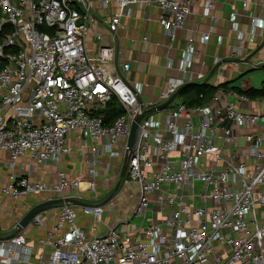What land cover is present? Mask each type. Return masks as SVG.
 <instances>
[{"label": "built area", "instance_id": "built-area-1", "mask_svg": "<svg viewBox=\"0 0 264 264\" xmlns=\"http://www.w3.org/2000/svg\"><path fill=\"white\" fill-rule=\"evenodd\" d=\"M194 1L99 0L103 7L118 5L102 20L112 40L132 6L155 5L170 42ZM240 1L247 9L249 0ZM211 7L205 0L203 14ZM236 17L232 10L239 40L232 56L239 65L245 35ZM96 22L91 0H0V150L9 153L10 168L24 155L58 165L71 153L68 134L74 132L87 170L86 176L71 177L60 169L52 184L9 171L0 193L78 198L84 190L109 188L119 178L131 123L145 110L119 184H135L137 202L128 220L93 236L77 224V205L63 202L55 224L35 245L21 232L0 238V264H264V95L218 88L206 104L191 106L176 97L152 110L185 82L203 77L192 71L194 39H188L158 99L146 102L142 83L128 76L130 64L116 62L113 43L97 32L95 49L87 47ZM263 24L251 14L249 40ZM209 37L201 34L204 42ZM111 105L121 110L113 120L107 116ZM66 188L75 193L67 195ZM115 197L80 209L97 222L106 208L116 207ZM43 220L39 213L31 222Z\"/></svg>", "mask_w": 264, "mask_h": 264}, {"label": "crops", "instance_id": "crops-1", "mask_svg": "<svg viewBox=\"0 0 264 264\" xmlns=\"http://www.w3.org/2000/svg\"><path fill=\"white\" fill-rule=\"evenodd\" d=\"M91 1L98 22L91 27L87 38V47L91 50L95 49L97 44L95 34L97 32L102 33L103 42L113 43L116 48V62L130 64L128 76L132 82L142 83L141 99L146 102H155L167 76L176 73L173 65L179 59L190 37L194 39L196 49L192 71L194 74L202 73L203 77H194L189 82H206L213 86L224 83L228 87L242 89L264 86V72L260 69L264 65V24L256 28L253 40H249L247 37L251 14L264 20V7L259 0H249L247 9L242 7L240 0H211L212 7L209 15L203 14L205 0H195L184 27L176 31L175 39L172 42L169 41L158 21L163 13L159 7L155 5L132 6L131 15L121 16L120 25L112 40L104 29L102 20L117 12L118 5L115 2H110L106 7H103L99 0ZM232 10H236L238 28L245 35V40L241 42L244 47V55L239 58V65L235 64L238 58L232 56V47L239 44L236 31L231 27L230 12ZM205 32H209L210 37L204 42L201 40V34ZM217 37H221L220 41H217ZM216 57L221 58L220 62L214 63ZM252 61L257 62L259 67H250L247 62ZM178 95L177 99L180 100ZM239 131H242L241 128ZM68 142L72 147L71 153L62 156L58 165L36 163L30 160L28 155H24L14 159V165L10 168L8 165L11 161L9 153L0 150V192L7 181L9 171L16 176H28L31 181L47 184L57 181V171L60 169L71 177H75L79 172L86 176L87 170L78 148L76 133L68 134ZM115 183L109 188L98 186L101 189L100 192L98 188L81 191L78 199L83 200L82 195L85 194L86 198L88 196V199L96 201L92 204H101ZM86 186L85 182L80 184L81 188H86ZM122 192H125L126 196L118 198L116 207L106 208L97 222L91 216L84 214L80 208L76 209V222L88 236L104 233L108 226L115 223L122 224L130 218L138 198L137 187L132 184L129 188H120V193ZM65 193L73 195L75 191L66 188ZM50 196L51 194L47 192H38L13 198L2 196L0 193V238L12 235L23 214L34 203ZM153 210L150 209L148 214L155 217L157 214ZM42 214L44 220L40 224L30 222L19 231L34 245L55 224L57 208H50Z\"/></svg>", "mask_w": 264, "mask_h": 264}, {"label": "water", "instance_id": "water-1", "mask_svg": "<svg viewBox=\"0 0 264 264\" xmlns=\"http://www.w3.org/2000/svg\"><path fill=\"white\" fill-rule=\"evenodd\" d=\"M189 83L190 82L187 81L184 84H182L181 86H179L177 88V90L168 99H166L165 101L155 105L154 108H152V110H159V109L165 108L174 98L177 97V95L179 94L180 90L184 86L189 84ZM144 113H145V110L144 111H139L135 115V117H134V119H133V121L131 123L130 132H129V135H128V138H127L126 151H125V154H124V157H123L122 168H121V171H120V174H119V178L116 181L114 187L112 188L110 194L102 202H105L109 197H111L116 192V190L119 187L120 179L125 173V170H126V167H127V163H128V159H129V155H130L131 149H132V147L134 145V142H135V139H136V131H137L138 123H139L140 119L143 117ZM63 202H69V203H72L74 205H85V204H87L86 202H83L80 199L72 197V196L61 197V196H54V195L52 196L51 195L49 198H46V199H43V200H40V201L34 203L23 214V216L17 222L16 230H15L14 233L19 232L21 229H24L31 222L32 218L34 216H36L37 214L42 213L44 211H47L50 208H55L59 204H61Z\"/></svg>", "mask_w": 264, "mask_h": 264}, {"label": "trees", "instance_id": "trees-1", "mask_svg": "<svg viewBox=\"0 0 264 264\" xmlns=\"http://www.w3.org/2000/svg\"><path fill=\"white\" fill-rule=\"evenodd\" d=\"M218 88H223L224 90L233 89L239 93H244L251 98L264 95V86H262L261 88L242 89L239 87H228L227 84L224 83L213 86L206 82H190L180 90L178 96L180 97V100L182 102L188 105H203L211 100L212 96L215 94ZM120 112L121 110L114 105H111L107 108V116L109 120H113V118L118 116Z\"/></svg>", "mask_w": 264, "mask_h": 264}, {"label": "rangeland", "instance_id": "rangeland-1", "mask_svg": "<svg viewBox=\"0 0 264 264\" xmlns=\"http://www.w3.org/2000/svg\"><path fill=\"white\" fill-rule=\"evenodd\" d=\"M252 72H254V71H252ZM257 72H259V71H257ZM251 73V72H250ZM262 73V72H261ZM120 187V186H119ZM98 188V191L100 192V190L101 189H99V187H97ZM121 188V187H120ZM120 188H118L117 190H116V192H115V195H116V197H115V199H116V201L118 202V198L119 197H121V198H123V197H125L126 196V193L124 192H122V193H120ZM90 193V192H89ZM91 195H92V193H90ZM110 193H108V194H106L105 195V197L103 198V200L109 195ZM82 197H84V199L83 200H81V201H83V202H86L87 204H92V202H96L95 200H92V199H88L89 197L87 196V198H86V195L84 194V195H82ZM101 198V197H100ZM102 202V201H101ZM80 208V205H77L76 206V209H79Z\"/></svg>", "mask_w": 264, "mask_h": 264}]
</instances>
